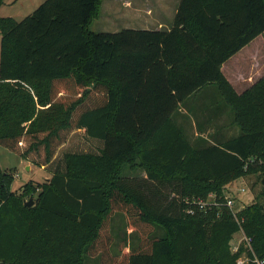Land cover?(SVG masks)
Segmentation results:
<instances>
[{
    "label": "trees",
    "instance_id": "1",
    "mask_svg": "<svg viewBox=\"0 0 264 264\" xmlns=\"http://www.w3.org/2000/svg\"><path fill=\"white\" fill-rule=\"evenodd\" d=\"M102 2L44 0L22 20L0 16V145L50 175L16 193L14 170L0 165V264L95 254L99 264H238L241 227L264 259L260 196L240 224L226 206L186 210L187 197L223 201L240 177L264 182V76L239 93L223 71L264 33V0H180L169 29L116 32L91 29ZM211 84L240 132L207 139L195 120L192 142L175 112ZM123 212L140 239L115 257Z\"/></svg>",
    "mask_w": 264,
    "mask_h": 264
},
{
    "label": "rangeland",
    "instance_id": "2",
    "mask_svg": "<svg viewBox=\"0 0 264 264\" xmlns=\"http://www.w3.org/2000/svg\"><path fill=\"white\" fill-rule=\"evenodd\" d=\"M3 1L5 3L0 7V16H11L17 20H22L26 16L30 15L35 9H37L44 0ZM124 1L125 0H111L110 2V0H103L100 14L96 19L93 20L91 29L99 32H116L126 27L124 20L119 18H123L125 14L128 17H132L133 15H136L137 12H139V9L143 10L146 8H152L153 13L151 16L155 19L161 18L160 14L157 12V10H159L162 6L160 0H128L129 2L127 4L131 5V11L125 10ZM172 10L173 8L169 9V13H171ZM109 13H111V15ZM120 24L123 25L118 27ZM250 48H252V53L254 54V60L256 63L254 62L253 65L255 70L252 74H250L251 79L245 81V85L247 82H253L256 79L258 80L264 76V33L257 37L245 52L250 51ZM235 60L236 59L228 63L230 69L232 68L231 63L235 62ZM234 70L235 68L231 71ZM240 81H242L241 78L239 79V82ZM243 87L244 85H241V88ZM184 106L190 107V110L195 113L192 117L198 121L201 127H206V125H209V122L204 120L205 116L208 115L212 120L216 116L217 118L215 122H213L215 130L220 131L218 123L225 125V131H222L221 133L222 136L228 137L232 134H237L240 132V128L236 124L232 123L234 121L233 110L230 106L226 105L224 99L221 97L217 89L216 84H211L205 89L201 90L199 93L193 95L186 101ZM175 119L178 121V116L175 115ZM189 129V135L191 134V139L196 138V135H194L196 130H194L195 127L192 125V123L190 124ZM0 165L3 170H14L15 180L12 184V190L16 193H20L23 185L30 180H34L38 183L46 181L50 178L49 173L45 169L34 164L32 170H28L26 168L25 160L20 157L19 154L5 148L2 145H0ZM144 172V169L140 168L135 173L142 176ZM245 187L246 191L244 193L240 192V189ZM262 192H264V182L263 174L260 173L240 177L231 181L224 187L225 198L226 196H232L235 198V205L237 208H241V210L248 204L252 203V201L258 196H260L258 197L260 200H264V195H262ZM31 198H33L34 201L33 196H31L27 201H29ZM112 224V229L115 233V242H113L111 246V253L115 255V257H121L125 250L123 243H127L129 247H135L139 244L140 238L138 232L133 229V227L128 226L129 223L127 215L124 212L115 215ZM140 231L142 233V228ZM161 233L162 231L159 230L155 233V235H160ZM240 235L241 234L239 232L235 233L233 240L231 241V246L237 242L236 240L240 238ZM124 239L126 241H123ZM100 261L101 259H99V257H97L95 254L88 258L86 264H99Z\"/></svg>",
    "mask_w": 264,
    "mask_h": 264
},
{
    "label": "crops",
    "instance_id": "3",
    "mask_svg": "<svg viewBox=\"0 0 264 264\" xmlns=\"http://www.w3.org/2000/svg\"><path fill=\"white\" fill-rule=\"evenodd\" d=\"M110 2H111V0H110ZM124 2H125V6H124L125 10L131 11V9H132L131 5L127 4L129 1L125 0ZM160 2L162 3V6L159 10H157L158 14H160V16H161V18H159V19H155L154 17L151 16L153 13L152 8H150V9L146 8L143 10L139 9V12H137L136 15H133L132 17H128L125 14V16L123 18H119V19L124 20V24H126L125 28L156 29V30L169 29L171 27L172 22H173V19H174V16L176 14L180 0H166V1L160 0ZM171 8H173V10L171 11V13H169V9H171ZM109 14L111 15V13H109ZM122 25L123 24H120V25H118V27L122 26ZM252 43H253V41L249 45L244 47L241 51H239L237 54H235L233 57H231L223 65V71H224L225 75L228 77V79L235 86V88L237 89V91L239 93H242L243 91H245L252 83H254L257 80L256 79L255 81L249 82V83L247 82L246 85L244 84L245 81H248L251 79L250 74H252L253 71L255 70L253 65H254V62L256 63V61L254 60L255 58H254V54L252 53V48H250V51L245 52L251 46ZM0 56H1V54H0ZM234 59H236V60H235V62L231 63L232 68L230 69V66H228V63H230ZM233 66H235V67H233ZM234 68H235V70L231 71ZM227 69H228V71H227ZM240 78L242 79V81L239 82ZM241 85H244V87L241 88ZM193 114H195V113H193L190 110V107L184 106V103L181 104L179 109L175 112V115L178 116L177 122L184 129L188 138L192 142H196V140L199 139L200 133H199V130L197 128L196 121L192 117ZM191 123L195 127L194 130H196L195 134H194V135H196V138H194V139H191V136H190L191 134L189 135V132H190L189 127H190ZM218 125H219V129H220V133H222V131H225L224 130V126H225L224 124L218 123ZM205 129H206V131H204L201 135L207 139L213 132L216 131L214 123L207 125ZM25 162H26V168L28 170H32L34 165L30 162H27V161H25ZM142 175H144V174H142Z\"/></svg>",
    "mask_w": 264,
    "mask_h": 264
},
{
    "label": "built area",
    "instance_id": "4",
    "mask_svg": "<svg viewBox=\"0 0 264 264\" xmlns=\"http://www.w3.org/2000/svg\"><path fill=\"white\" fill-rule=\"evenodd\" d=\"M246 191L245 188H241L240 192L244 193ZM187 204L188 208L186 209L189 213L194 214L195 209L198 207L203 210H207L209 207H217L219 209L223 207H228L231 211L232 214L235 218V220L240 224L241 221L243 220L242 217L239 216V213L241 211V208L236 207V199L233 198L232 196H226V198L223 201H220L217 199V196L212 193L209 195L207 199H197V198H189L187 197ZM240 238H238L234 243V245L231 246L233 252H240L241 248L244 247V251L242 254L238 257L237 263L238 264H247L250 259L256 263V264H264V259H261L257 256V254L254 251L253 248V238L248 236L244 228L241 227L239 230ZM252 254L253 258L249 257L248 254Z\"/></svg>",
    "mask_w": 264,
    "mask_h": 264
},
{
    "label": "water",
    "instance_id": "5",
    "mask_svg": "<svg viewBox=\"0 0 264 264\" xmlns=\"http://www.w3.org/2000/svg\"><path fill=\"white\" fill-rule=\"evenodd\" d=\"M33 204H34L33 198H31L29 201L26 202L27 206H32Z\"/></svg>",
    "mask_w": 264,
    "mask_h": 264
}]
</instances>
